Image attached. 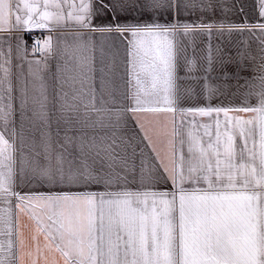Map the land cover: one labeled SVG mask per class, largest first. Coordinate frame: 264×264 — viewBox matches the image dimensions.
Here are the masks:
<instances>
[{
	"label": "snow or ice",
	"instance_id": "6c2138e0",
	"mask_svg": "<svg viewBox=\"0 0 264 264\" xmlns=\"http://www.w3.org/2000/svg\"><path fill=\"white\" fill-rule=\"evenodd\" d=\"M0 264H264V0H0Z\"/></svg>",
	"mask_w": 264,
	"mask_h": 264
},
{
	"label": "crops",
	"instance_id": "0c3cea01",
	"mask_svg": "<svg viewBox=\"0 0 264 264\" xmlns=\"http://www.w3.org/2000/svg\"><path fill=\"white\" fill-rule=\"evenodd\" d=\"M30 40H31V39H29V41H28V42H29V44H30Z\"/></svg>",
	"mask_w": 264,
	"mask_h": 264
},
{
	"label": "built area",
	"instance_id": "2783aa9c",
	"mask_svg": "<svg viewBox=\"0 0 264 264\" xmlns=\"http://www.w3.org/2000/svg\"><path fill=\"white\" fill-rule=\"evenodd\" d=\"M32 43V41L30 40V44Z\"/></svg>",
	"mask_w": 264,
	"mask_h": 264
}]
</instances>
